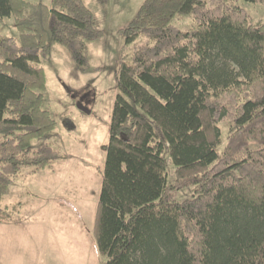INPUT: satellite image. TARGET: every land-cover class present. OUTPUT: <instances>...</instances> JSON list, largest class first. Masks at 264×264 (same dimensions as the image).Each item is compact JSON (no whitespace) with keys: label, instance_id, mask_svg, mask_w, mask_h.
<instances>
[{"label":"trees","instance_id":"16d2710c","mask_svg":"<svg viewBox=\"0 0 264 264\" xmlns=\"http://www.w3.org/2000/svg\"><path fill=\"white\" fill-rule=\"evenodd\" d=\"M86 1L0 0V24L13 18L19 34L0 33V202L24 171L67 158L51 144L41 63L59 45L88 68V43L103 34ZM231 1L144 0L119 32L146 41L120 61L104 147L94 236L106 264H264V24ZM180 16L193 24L175 27ZM224 119L235 130L219 153ZM167 153L175 188L193 190L182 203ZM17 206L0 209L1 224L20 222Z\"/></svg>","mask_w":264,"mask_h":264},{"label":"rangeland","instance_id":"374dc122","mask_svg":"<svg viewBox=\"0 0 264 264\" xmlns=\"http://www.w3.org/2000/svg\"><path fill=\"white\" fill-rule=\"evenodd\" d=\"M51 7L52 0H27ZM144 0H87L102 38L88 43V68L80 71L68 52L54 45L42 60L46 77L45 108L57 122L51 144L67 158L53 170L30 174L24 171L10 186L0 209L16 208L18 224H0V264H106L94 236L97 205L106 160L105 146L116 96L118 70L122 60L132 63L135 48L146 39L126 44L120 30L135 17ZM243 9L252 26L264 24V3L231 1L228 6ZM192 16H180L173 25L186 30ZM4 37L18 39L14 19L0 24ZM219 153L235 130L231 119L218 123ZM45 142L37 140L32 148ZM249 143L248 148H254ZM246 147V148H247ZM168 183H175V170L166 154ZM182 203L193 196L191 188L173 189ZM18 207V206H17Z\"/></svg>","mask_w":264,"mask_h":264},{"label":"crops","instance_id":"0c3cea01","mask_svg":"<svg viewBox=\"0 0 264 264\" xmlns=\"http://www.w3.org/2000/svg\"><path fill=\"white\" fill-rule=\"evenodd\" d=\"M1 224V223H0Z\"/></svg>","mask_w":264,"mask_h":264}]
</instances>
